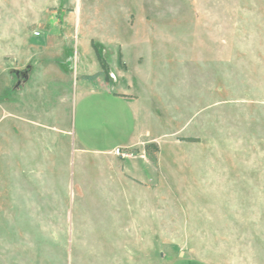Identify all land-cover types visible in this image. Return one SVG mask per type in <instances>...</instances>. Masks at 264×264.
Masks as SVG:
<instances>
[{
	"label": "rangeland",
	"instance_id": "1",
	"mask_svg": "<svg viewBox=\"0 0 264 264\" xmlns=\"http://www.w3.org/2000/svg\"><path fill=\"white\" fill-rule=\"evenodd\" d=\"M144 138L121 150L146 194L98 188L132 180L92 153ZM101 193L150 199L145 254L114 263ZM103 249L104 264H264V0H0V264H102Z\"/></svg>",
	"mask_w": 264,
	"mask_h": 264
},
{
	"label": "crops",
	"instance_id": "2",
	"mask_svg": "<svg viewBox=\"0 0 264 264\" xmlns=\"http://www.w3.org/2000/svg\"><path fill=\"white\" fill-rule=\"evenodd\" d=\"M39 36V35H38ZM44 57V56H43ZM51 60V59H50ZM50 60H47L50 62ZM46 61V62H47ZM43 68V71H47L48 69L51 68H55L54 65L52 64H45L40 66ZM98 72H102V71H97L95 73ZM93 73V74H95ZM81 76H80V86L81 87H89V84H99L100 82H103L106 78H108V72L107 73H103V75L97 77L94 80H87L84 79L83 76H88V75H93L91 73H82L81 72ZM100 87V86H99ZM111 94H115L117 95L119 98H121L122 100L129 102L131 100H133V98H135L136 96L128 93V92H124V91H118V92H113ZM35 120L32 119H26L23 118L20 114H19V121H18V126L19 129L23 130V125H26V130H28V132L30 133V127H33L34 129L36 128L37 131H39V127H37L35 125ZM22 124V126H21ZM22 128V129H21ZM37 131H33V133H30L29 136H31V138H33ZM25 131L22 132L23 138H24V133ZM28 132L26 134H28ZM68 133H70L69 131H67ZM35 139V138H34ZM146 140V138L136 142V143H131L128 146L125 147H116L111 151L108 152H99V153H92V155L94 156H98L102 159H107L109 158V156H117L120 159L123 160V173L126 174V176L128 178H130L132 181L129 182H124V183H120L119 185H110V184H101L100 189L102 190H107L110 188V186H117V189H126L127 188H132V189H136V190H141V192H144L146 194V190H149L150 188L148 187L149 185L147 184V182L143 183V179L146 178L145 176V172L146 170L143 171L142 170L145 168L144 165L140 162V161H133L131 159H126L129 157V154L124 153L122 150L125 149H129L131 147L136 146L138 143H142ZM122 149V150H121ZM116 150L120 151V154H116ZM79 151L82 153H87L86 150L79 148ZM89 154V153H87ZM137 165L139 166V168L137 167ZM139 169V170H138ZM135 179H132V178ZM122 186V187H119ZM125 186V187H124ZM102 198H103V204L106 205L108 207V209H111L113 215H112V219H111V226L115 228L117 237L119 240H121L120 243V247L119 250L116 254L117 257V261L114 263H120L122 261L123 257H131V256H136L137 254H145V252L147 251V241H143V240H135V239H145L147 237L148 234H150L148 227L150 224V219H149V215L150 211H151V206L152 203L150 201V199L147 198H140L138 200V198H133V197H129L123 194H120V197L115 198V199H111L108 198V194L107 193H101ZM116 212H115V211ZM86 227V228H85ZM114 230V229H113ZM84 233H86L88 236H90L88 233V226L87 224L84 226ZM152 234V232H151ZM121 238V239H120ZM132 239V240H131ZM134 239V240H133ZM131 240V241H130ZM131 244V248L133 246L135 250L134 251H124L126 247H128V245ZM151 244V243H150ZM151 250V248H150ZM137 252V254H136ZM93 254V252H91ZM97 261L99 263H107L108 261H110L111 256L105 255V251L104 249L101 252H98L97 255ZM122 257V258H121ZM141 260V257H139ZM134 259V261H136V257L132 258ZM171 259V258H170ZM161 260L165 261V258L162 257ZM172 260V259H171ZM139 263V261H137ZM151 264V263H149ZM168 264H210L202 259H198L195 256H185V255H177L176 258H174L172 261H169Z\"/></svg>",
	"mask_w": 264,
	"mask_h": 264
},
{
	"label": "trees",
	"instance_id": "3",
	"mask_svg": "<svg viewBox=\"0 0 264 264\" xmlns=\"http://www.w3.org/2000/svg\"><path fill=\"white\" fill-rule=\"evenodd\" d=\"M101 75H103V73L102 72H98V73H95L93 75L83 76V78L87 79V80H94V79H96L97 77H99ZM184 140H186V141H194L195 139L189 138V139H184Z\"/></svg>",
	"mask_w": 264,
	"mask_h": 264
},
{
	"label": "built area",
	"instance_id": "4",
	"mask_svg": "<svg viewBox=\"0 0 264 264\" xmlns=\"http://www.w3.org/2000/svg\"><path fill=\"white\" fill-rule=\"evenodd\" d=\"M34 35H35V36H38V35H39V33H38V32H35V33H34ZM116 154H118V155H119V154H120V151H119V150H116ZM120 155H121V154H120Z\"/></svg>",
	"mask_w": 264,
	"mask_h": 264
}]
</instances>
